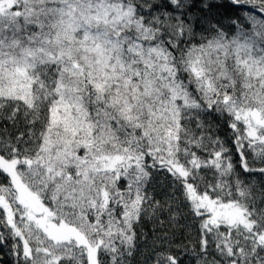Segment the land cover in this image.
Masks as SVG:
<instances>
[{"label": "snow or ice", "instance_id": "obj_1", "mask_svg": "<svg viewBox=\"0 0 264 264\" xmlns=\"http://www.w3.org/2000/svg\"><path fill=\"white\" fill-rule=\"evenodd\" d=\"M216 7L0 0L9 264H264V0Z\"/></svg>", "mask_w": 264, "mask_h": 264}, {"label": "trees", "instance_id": "obj_2", "mask_svg": "<svg viewBox=\"0 0 264 264\" xmlns=\"http://www.w3.org/2000/svg\"><path fill=\"white\" fill-rule=\"evenodd\" d=\"M213 2L217 4V7L213 9V13L217 18L223 19L225 17L239 15V13L233 12L231 7H229V0H213ZM218 135L221 138L227 137L230 139V129L221 124L218 127ZM233 160L234 163L239 166V156H234ZM9 260L10 258L8 257L6 250L0 251V261H2L3 264H9Z\"/></svg>", "mask_w": 264, "mask_h": 264}]
</instances>
